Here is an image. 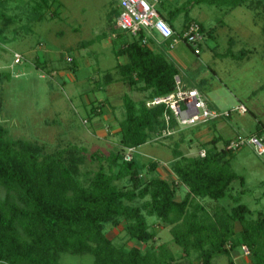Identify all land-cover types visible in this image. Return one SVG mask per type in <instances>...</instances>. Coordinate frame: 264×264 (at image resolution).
I'll use <instances>...</instances> for the list:
<instances>
[{"label":"rangeland","instance_id":"1","mask_svg":"<svg viewBox=\"0 0 264 264\" xmlns=\"http://www.w3.org/2000/svg\"><path fill=\"white\" fill-rule=\"evenodd\" d=\"M35 1H0V123L7 129L8 138L35 142L43 154L69 144L85 149L79 153L78 167L79 180L86 185L88 175L99 167L90 160L92 153L108 155L120 151L124 155L127 152L119 145L118 123L124 117L122 98L138 101L145 96L140 90L116 82L119 71L114 66L126 58L116 57L115 51L131 37L116 27L120 9L115 0H56L52 7L57 11L54 17L51 10L41 13ZM229 3L161 0L158 7L165 14L176 10L172 22L178 29L187 13V18L200 23L205 31L211 30L213 38L204 34L197 56L181 43L173 49L155 44L154 51H167L165 56L177 67L182 83L200 91L212 109L229 111L239 104L247 109L245 114L232 112L230 117L216 122L178 127L171 136L152 138L131 153V160L135 159L139 165L142 181L158 176L175 182L176 200H181L187 189L176 183L169 170L174 160L172 149L177 147L188 157L201 156L203 144L215 137L245 138L258 123L264 124V0H245L249 7L230 8ZM243 50L247 55L240 58ZM227 51L233 57H226ZM14 53L22 55L19 64L13 63ZM66 57L74 63L67 62ZM74 65L76 68L71 69ZM107 74L115 81L103 85ZM99 95L107 100L104 112L112 109L105 117L89 118L93 102L90 106L86 104ZM145 98L149 99L148 95ZM217 146L224 147L222 142ZM232 150L231 169L242 177L243 185L239 180L233 181L229 195L221 200L197 198L196 201L210 213L216 206H233L235 200L245 204L253 215L264 212V155L258 156L248 145ZM151 162L157 164L154 171L149 169ZM101 165L108 170L105 161ZM115 184L119 188L129 187L126 179ZM147 199H137L134 204ZM146 218L153 234L146 245L128 237L122 219L117 226H105L106 236L118 247L139 248L142 252L150 247L157 250L165 244L175 256V264H200L195 252L182 258L169 225L156 217ZM239 229L235 224V232ZM243 247L231 252L234 264L253 263L249 250L246 248V253ZM212 262L228 264L225 256H217ZM60 264H93V257L61 254Z\"/></svg>","mask_w":264,"mask_h":264},{"label":"trees","instance_id":"2","mask_svg":"<svg viewBox=\"0 0 264 264\" xmlns=\"http://www.w3.org/2000/svg\"><path fill=\"white\" fill-rule=\"evenodd\" d=\"M199 1L217 5L229 1L230 8L249 7L245 0ZM35 3L41 13L51 10L52 17L57 15L52 10L56 0ZM175 11L170 12L169 23L175 19ZM189 22L196 21L185 13L181 29ZM199 26L203 34L213 38L211 30L205 31L200 23ZM169 43L165 42L164 47L168 48ZM153 46L152 41L142 45L131 38L115 51L116 57L125 56L128 60L115 65L118 80L133 89L148 91L149 99L172 92L174 78L179 75L165 51L155 52ZM245 55L243 50L239 57ZM225 56L233 57L230 51ZM113 79L110 74L105 75V83ZM147 100L122 98L124 117L118 123L120 148L136 149L163 129L164 107L148 108ZM1 108L0 101V111ZM101 114V105H92L88 117ZM250 135H264V126L258 123ZM231 141L215 137L203 144V156L188 157L177 147L172 149L174 160L169 170L176 183L187 189L184 197L176 200L174 181L158 176L142 181L137 161H125L120 151L108 155L92 153L90 160L99 167L83 185L78 164L79 153L85 149L69 144L43 154L35 142L8 138L7 129L0 123V264H60L61 254L66 253L89 254L93 264H175V256L165 244L157 250L150 247L142 252L139 248L118 247L107 238L105 226H117L122 219L129 238L148 244L153 234L146 217H156L170 226L169 232L181 249L182 258L195 252L200 264H213L217 256H225L228 264H234L231 252L245 246L252 264H264V212L253 215L245 204L235 200L233 206H216L210 213L196 201L221 200L229 195L233 181L239 180L243 185L242 177L231 169L234 155L228 149ZM219 142L224 146L221 149L217 146ZM103 161L109 165L108 170L101 165ZM156 167L155 162L149 164L151 171ZM121 179H126L129 187H117L115 182ZM146 197L141 204H134ZM235 224L240 227L238 232Z\"/></svg>","mask_w":264,"mask_h":264},{"label":"built area","instance_id":"3","mask_svg":"<svg viewBox=\"0 0 264 264\" xmlns=\"http://www.w3.org/2000/svg\"><path fill=\"white\" fill-rule=\"evenodd\" d=\"M120 12L116 19V27L129 34L142 45L164 44L169 41L168 49H173L181 43L188 46L194 55L201 52V43L204 34L196 22H189L183 29L173 30L169 23L161 16L159 6L161 0H115ZM22 55L13 54V63L19 64ZM67 62L72 58L66 57ZM175 87L167 95L154 97L145 102L146 107L163 106V129L154 138L169 137L176 132L178 127H191L201 124L216 122L230 117L232 112L245 114L247 109L239 104L229 111H216L212 109L205 97L196 88L185 86L178 76L174 78ZM248 145L258 156L264 155V135H249L245 138H237L231 141L228 149H236ZM124 160H131V153L135 148H127ZM204 155V151L200 153ZM243 249L248 253L244 246Z\"/></svg>","mask_w":264,"mask_h":264},{"label":"crops","instance_id":"4","mask_svg":"<svg viewBox=\"0 0 264 264\" xmlns=\"http://www.w3.org/2000/svg\"><path fill=\"white\" fill-rule=\"evenodd\" d=\"M170 12H172V11H169L168 13L165 14V12L162 10V7L160 8V14H161V16H162V17H163L168 23H169V19H168V18H169ZM169 25H173V27H174L175 30H180L181 27H182V26H181L180 29H178L177 27H175V25L173 24V22L169 23ZM112 37L114 38L115 35L113 34ZM164 46H165V45H164ZM50 47H51V46H50ZM45 49H46V48H44L43 50H45ZM45 51H46V50H45ZM165 52H167V51H165ZM44 54H45L46 56H48L47 52H44ZM120 57H125V56H120ZM120 57H119V58H120ZM125 58H126V57H125ZM127 61H128V60H127V58H126L125 61L122 62V63H120V64H125ZM114 67H115V66H114ZM58 73H59V72H58ZM60 74L62 75L63 72H62V73L60 72ZM114 79H115V78H114ZM114 79H113V80H114ZM117 80H118V79H116V82H122V81H120V80H118V81H117ZM114 81H115V80H114ZM114 81H113V82H114ZM113 82H111V83H113ZM122 83H124V82H122ZM105 84H106V85H109V84H107V83H104L103 85H105ZM124 84H125V83H124ZM126 85H127V84H126ZM102 87H104V86H102ZM101 89H102V88H101ZM142 92L145 93V96L141 97L142 99L140 98L139 100H143V99H144V100H147L145 97H146V95H148V92H147V91H142ZM98 93H99V92H98ZM98 93H97V94H98ZM139 100H138V101H139ZM133 101H134V100H133ZM92 102H93V103H92ZM106 102H107V100H106L103 96H100V95H99V96H95V97H94V100H92V101H90L89 103H87L86 106H87V105L90 106L91 103H92V105H93V104H94V105L100 104V105H101V112H102V114H101L100 116H96V117H101V116H102V117H105V116H107V115L109 114L108 112L111 111V109H112V107H111V109H110L108 112H106V113L104 112V110H103V105H104ZM135 102H137V101H135ZM120 121H121V120H120ZM120 121H119V122H120ZM262 125L264 126V124H262ZM230 139H231V138H230Z\"/></svg>","mask_w":264,"mask_h":264}]
</instances>
